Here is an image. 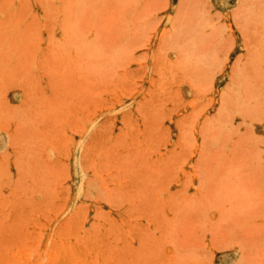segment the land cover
<instances>
[{"label":"rangeland","instance_id":"rangeland-1","mask_svg":"<svg viewBox=\"0 0 264 264\" xmlns=\"http://www.w3.org/2000/svg\"><path fill=\"white\" fill-rule=\"evenodd\" d=\"M0 218V264H264V0H0Z\"/></svg>","mask_w":264,"mask_h":264},{"label":"bare ground","instance_id":"bare-ground-1","mask_svg":"<svg viewBox=\"0 0 264 264\" xmlns=\"http://www.w3.org/2000/svg\"><path fill=\"white\" fill-rule=\"evenodd\" d=\"M66 6H69V5H66ZM66 16V15H65ZM16 22V21H15ZM67 38V37H66ZM104 128V127H103ZM132 128V127H131ZM79 130V129H78ZM77 130V131H78ZM80 131V130H79ZM98 131V130H97ZM101 131V130H100ZM92 133V132H91ZM99 134V133H98ZM97 134V135H98ZM107 134V133H106ZM90 135V134H89ZM104 135H105V133H104ZM94 136V135H93ZM89 137V136H88ZM99 138V137H98ZM86 140V139H85ZM84 144V143H83ZM109 144V143H108ZM96 145V144H95ZM94 146V145H93ZM104 147V146H103ZM95 148V147H94ZM97 150V149H96ZM95 150V151H96ZM111 151V150H110ZM138 153V152H137ZM91 155H92V153H91ZM94 155H92V157H93ZM89 157V156H88ZM106 159V158H105ZM123 159V158H122ZM89 160H90V162H92V160L89 158ZM108 160H106V162H107ZM111 161H114V160H111ZM112 163V162H111ZM88 164V163H87ZM113 164V163H112ZM92 165V164H91ZM116 166V165H115ZM114 166V167H115ZM112 170V169H111ZM100 172V171H99ZM120 177V176H119ZM102 184V183H101ZM95 188V187H94ZM93 188V189H94ZM88 190V189H87ZM133 195V194H132ZM84 197V196H83ZM79 206H81V205H79ZM95 210V209H94ZM1 219V218H0ZM6 220H8V218L6 219ZM76 220H78V219H76ZM74 225V224H73ZM44 226V225H43ZM42 227V226H41ZM5 228H7V227H5ZM9 229V228H8ZM90 230V229H89ZM6 236V235H5ZM35 238V237H34ZM36 240V239H35ZM17 244H19V243H17ZM22 250V249H21ZM32 250V249H31ZM42 250V249H41ZM34 252V251H33ZM32 254H34V253H32ZM81 258V257H80ZM23 261V260H22ZM79 261H80V259H79ZM83 261V260H82ZM15 262V261H14ZM71 262V261H70ZM76 262V261H75ZM81 262V261H80ZM13 264V263H12ZM16 264V263H15Z\"/></svg>","mask_w":264,"mask_h":264}]
</instances>
